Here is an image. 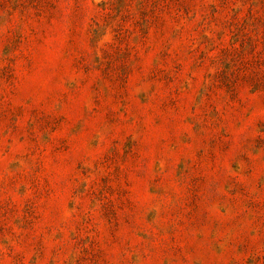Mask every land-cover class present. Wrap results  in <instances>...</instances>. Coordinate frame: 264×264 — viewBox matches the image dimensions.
Here are the masks:
<instances>
[{
	"label": "rangeland",
	"instance_id": "374dc122",
	"mask_svg": "<svg viewBox=\"0 0 264 264\" xmlns=\"http://www.w3.org/2000/svg\"><path fill=\"white\" fill-rule=\"evenodd\" d=\"M0 264H264V0H0Z\"/></svg>",
	"mask_w": 264,
	"mask_h": 264
}]
</instances>
